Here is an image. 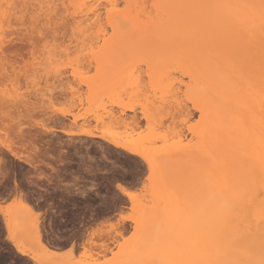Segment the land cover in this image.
<instances>
[{"label":"snow or ice","instance_id":"1","mask_svg":"<svg viewBox=\"0 0 264 264\" xmlns=\"http://www.w3.org/2000/svg\"><path fill=\"white\" fill-rule=\"evenodd\" d=\"M152 7L156 42L145 49L125 39L139 5L0 0V264H264L257 167L230 173L214 150L240 149L224 121L242 86L264 102V0ZM117 48L130 54L105 73L108 98L124 109L133 92L140 123L128 138L85 127L83 143H71L77 137L62 130L79 126L85 94L90 108L100 102V75ZM136 57L148 83L136 77ZM167 62L180 65L182 84L205 82L199 95L154 75ZM174 129L190 133L206 159ZM260 148L264 187V126Z\"/></svg>","mask_w":264,"mask_h":264},{"label":"bare ground","instance_id":"2","mask_svg":"<svg viewBox=\"0 0 264 264\" xmlns=\"http://www.w3.org/2000/svg\"><path fill=\"white\" fill-rule=\"evenodd\" d=\"M4 2L7 3L9 2V0H4ZM61 2H63V0H61ZM68 2L89 3L90 0H68ZM96 2H100V0H96ZM105 2L120 3L119 0H105ZM124 2L133 5H139V8H135L132 11V16L130 17L132 24L126 30L125 39L128 41L129 45L133 47L145 48V49L153 47L156 42L155 29L158 21L156 18V10L152 6L153 4L159 3L160 0H124ZM105 23H106V18H105ZM99 27L100 25L97 24L98 29ZM128 54L130 53L127 48H117L113 51L112 62L108 65L106 70L102 71L100 75L99 84H98L100 93L103 92V90L104 91L107 90V92L111 91V85L106 83L105 81V73L114 71L115 67L119 64L122 57ZM141 58L142 57H137L135 63V67L139 69L136 72V77L139 79L140 76H142L141 74L143 72L146 73L144 75L148 76V71H149L148 66L146 64L143 66V68L144 67L145 68L144 69L142 68V65L139 63V60ZM177 67H180V65H177L173 62L160 63L158 69L154 71V75L165 77L166 85L172 86L174 82L173 79L172 80L170 79L174 78V76L178 74L176 71ZM178 75H179V79H178V83H179V81L181 82L182 80V78L180 77H183L182 71ZM142 79L143 78L140 79L142 84L148 83L147 80L145 79L142 80ZM189 81L191 82L193 81L197 87L193 86L192 83V86L191 87L189 86V89L185 91L191 90L193 95H199L200 89H202L205 86V82L203 80H197V79H191ZM176 84L174 83L175 88H176ZM84 99L85 102L88 100L87 95L84 96ZM121 100L126 105V107L124 109H120V103L118 102L115 104L116 106H119L120 114L117 115L114 119H112L111 121L112 124H108V123L106 124L103 121H102L103 124H101V126L83 124L78 129H72V128L63 129L62 132L65 134L72 133L75 136H81L83 134L85 127L90 128L93 131H99L100 133H103L106 128L110 132H112L111 131L112 128H114V125L117 123L119 124L121 123L120 125L127 124V126L128 125L132 126V122H135L138 125L140 121L135 119L138 113L135 112L134 109L139 108L140 101L139 102L130 101V100L125 101L123 98H121ZM77 103H79V96H77ZM126 111H131L133 113L124 116L123 114L126 113ZM139 114H140V119L142 120L143 119L142 110ZM262 126H264V102H262L261 98L257 96L254 92H250V90L247 89V86L244 85L239 89L238 95L234 94L231 111L227 115V118L224 121L226 140H238L241 145L240 149L239 151H235V152H226L224 148L214 149L217 152V156L220 159H224L225 156L227 157L230 164V169H229L230 173L235 172L237 174L246 175L249 171L250 166L253 164L256 165L257 184L256 186H254L252 193V195L256 198H264L259 196V193L261 191H264V187H261L258 181V174L260 167L259 155L261 151L260 139H261ZM180 131H181L180 129L173 130L175 136L179 140L184 138L186 135V131L183 133V135L179 134ZM249 133L252 134L250 135ZM183 145L187 146L189 145V142ZM201 147L202 145H199L196 141H194L193 143H191L189 151L197 152L200 155L201 159H206L204 153L200 151ZM0 207H2V205H0ZM169 207H171V205H169ZM159 208L161 211H163L165 208V204L163 202H160ZM13 213H15V210H13ZM0 216L3 219L2 213H0ZM258 223H259L258 220H254L253 227H255L256 224ZM3 225H4V230L6 232L7 223L4 220H3ZM43 228L42 230L44 231L45 241L48 242L49 241L47 239L48 236Z\"/></svg>","mask_w":264,"mask_h":264},{"label":"rangeland","instance_id":"3","mask_svg":"<svg viewBox=\"0 0 264 264\" xmlns=\"http://www.w3.org/2000/svg\"><path fill=\"white\" fill-rule=\"evenodd\" d=\"M119 2L121 3V2H124V0H119ZM137 58V57H136ZM144 66V65H143ZM143 66H142V68H143ZM145 68V67H144ZM143 68V69H144ZM86 70V69H85ZM144 74H146L145 72H143L141 75L142 76H140V79L141 78H143L142 80H146V76L147 75H144ZM177 76V77H176ZM175 78V79H174ZM174 78H171L170 80H172L173 79V82L176 84V89L179 91V90H181V89H183V90H187V89H189V86L191 87L192 86V83H193V86H196L195 84H194V82L192 81H185L183 84L179 81V83H178V79H179V75L178 74H176L175 76H174ZM180 78H182V77H180ZM176 81V82H175ZM178 87V88H177ZM188 87V88H187ZM197 87V86H196ZM85 92H86V90H85ZM110 92L111 91H108L107 92V90L106 91H104L103 90V92H101V96H100V100L102 101H100L99 103H97L96 105H95V107H89V105H88V103H87V101L84 103V105H83V109H84V111H83V113H81V108L80 107H77L76 108V113L77 114H81L82 115V119H81V121H79L78 122V124H79V126L78 127H76V128H73L72 127V122L71 121H69L68 123H67V126L66 127H64L63 129H70V128H72V129H78L80 126H82L83 124H90V125H96V126H101V124H103L102 123V121L104 122V123H108V124H112L111 123V121H112V119H114L117 115H119L120 114V110L119 111H116L117 109H119V106H116L115 104H113L112 103V101H111V99H109L108 97H109V95H110ZM80 94L79 93H77V96H79ZM135 94L133 93V92H126L125 93V96L124 97H122L125 101L126 100H130V101H137V102H139V100H137V99H128L129 97H133ZM85 96H86V94H85ZM85 100V99H84ZM135 112H137V111H135ZM133 112H131V111H126V113H124L123 115L125 116V115H129V114H132ZM83 117H87L86 119H84ZM198 118V117H197ZM96 120L97 121H99V125L96 123ZM110 122V123H109ZM115 123V122H114ZM121 124V123H120ZM119 123H117V124H115L114 125V128H112V132L113 133H118V134H120V136H122V137H124V138H127V137H129L130 136V134L133 132V131H135V129H132V126L131 125H128L127 126V124H124V125H126V126H124V125H120ZM145 127H147L146 125H145ZM165 127H167V125L165 126ZM61 135H66L65 133H61ZM77 137V140L76 141H71V143H76V142H79V143H83V141L82 140H79V137L80 136H76ZM184 137V136H183ZM86 139H91V138H87L86 137ZM97 139H100L99 137L97 138ZM175 139L177 140V141H182L183 142V144H185V143H188V142H194L193 141V137H192V135L190 134V133H188V132H186V135H185V137L184 138H182L181 140H179V139H177V137L175 136ZM189 139V140H188ZM188 140V141H187ZM57 141H59V137H57ZM149 200H150V196H149ZM42 228H43V226H42ZM44 230H45V232H46V234H47V239L48 240H50V234H49V231L47 230V229H45V228H43ZM5 234V230H4V225H3V219H2V217L0 216V236H2V235H4ZM6 250V249H5ZM109 251H110V249H109Z\"/></svg>","mask_w":264,"mask_h":264}]
</instances>
